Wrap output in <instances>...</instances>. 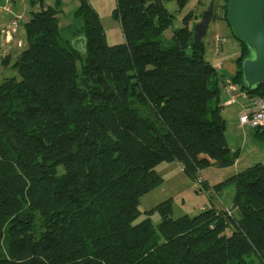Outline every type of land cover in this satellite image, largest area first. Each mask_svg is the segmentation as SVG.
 Returning <instances> with one entry per match:
<instances>
[{"label": "trees", "instance_id": "obj_1", "mask_svg": "<svg viewBox=\"0 0 264 264\" xmlns=\"http://www.w3.org/2000/svg\"><path fill=\"white\" fill-rule=\"evenodd\" d=\"M163 1L115 0L124 41L110 45L99 14L80 0L83 50L63 40L58 2L31 13L17 74L0 81V264H264V162L214 185H234L238 218L213 205L173 217L168 197L136 221L140 198L163 182L157 164L178 161L196 181L211 161L237 158L215 103L216 67L193 40L194 15L165 45L174 16ZM239 43L231 78L264 97V83L243 84L248 49Z\"/></svg>", "mask_w": 264, "mask_h": 264}, {"label": "crops", "instance_id": "obj_2", "mask_svg": "<svg viewBox=\"0 0 264 264\" xmlns=\"http://www.w3.org/2000/svg\"><path fill=\"white\" fill-rule=\"evenodd\" d=\"M57 2L59 4L57 6V10L61 32L62 29L70 28L72 40L76 39L77 37L78 39L83 38L82 35L75 36V25L70 23L69 20V16L72 15L74 20H77L78 24L81 26L82 20L74 16V11L79 6L80 0H12L13 13L21 15V18L19 20V26L16 32L6 35V33L2 32L1 30L8 26L12 14L0 10V52L3 53V57L0 60V81L6 76L17 74L16 70L12 67V64L17 59L21 50L26 46L25 24L29 20L31 13L39 10L41 6H54ZM89 2L99 14L101 22V15H109V12H111L115 6V0H89ZM198 2L201 8L204 9L203 2L201 0ZM4 3L5 0H0V4ZM221 6L222 3L220 2L219 7L214 9L216 17L213 18V20L209 23L203 41L206 60H208L212 65L219 64V67L216 68V76L214 77V80H217V83L220 87V93L215 103H217L219 106L220 114L226 123L225 137L227 143L233 151H237V158L234 164L227 167H219L216 163L211 161L212 163L207 167H217V170H219L218 172L220 174L217 177L215 176L214 180H210L205 174L204 170L206 167L201 169L198 173V176L203 179L202 181L204 182V185L202 184L201 189H199L200 191H198L199 193H196L198 198H190L189 205L183 199L182 209L180 210L183 211V213L192 215L198 213L204 208H208L209 206L213 205L218 210H229L232 215L238 218V210L233 207L232 204L234 185L229 184L222 188L216 189L214 188V185L223 181L233 173L246 168L247 166H250L256 162H264V141L261 140L256 134L255 127H252L249 124H241L239 122V114L242 107L250 106L252 104L253 98L256 95L248 94L244 89H242L246 92V94H239L237 101L234 103H226L229 94L222 89V84L224 79L233 76L237 71L236 61L241 53V45L239 41H237L232 35L226 21L221 18ZM197 15L198 14L195 13L192 20L190 21L191 27L197 22ZM215 35L221 36L224 41L220 44H216L214 42ZM168 164H177L176 167H178L179 170L183 172L182 166L178 161L168 162ZM224 171L227 172L224 173ZM164 179L165 178L163 177V182ZM188 179L190 178L188 177ZM190 180L195 183V187L197 188V180ZM231 194L232 199H230ZM201 196L202 199L200 198ZM228 196L230 198H228ZM170 197H172L174 200L173 196ZM192 202H195V204L193 203L192 205Z\"/></svg>", "mask_w": 264, "mask_h": 264}, {"label": "rangeland", "instance_id": "obj_3", "mask_svg": "<svg viewBox=\"0 0 264 264\" xmlns=\"http://www.w3.org/2000/svg\"><path fill=\"white\" fill-rule=\"evenodd\" d=\"M198 1L199 0H188L183 8H179L175 0H164L163 1L164 6L168 10V12L174 16L171 26L164 31L161 37L163 44L168 45L170 43V38L172 36V29L182 26V18L188 12L191 11L193 15L197 13L198 14L197 21H199L200 14L208 6L211 0H201L204 4V9L201 8ZM220 2L223 5L226 3V0H215L214 2L215 9L219 7ZM221 13H223V9ZM101 16H102V25L107 35L106 37L107 43L110 45H113V44L123 42L124 41L123 33L121 31L119 22L113 17L112 11L109 12V15L103 14ZM69 20H70V23H73L75 25V30H76L75 36L82 35V33L79 30L81 26L78 24L77 20H74L72 15L69 16ZM61 33H62L63 40H65V42L69 41L74 46H76L79 50H83L84 42H85L83 38L78 39L77 37L76 39L72 40L70 28L62 29ZM78 70L80 71V63H78ZM133 106L137 107L141 114H143L144 116H149L152 119L150 110L147 107V105L134 103ZM176 165L177 164L171 165V164H168V162H161L157 164V166H155V169L157 170V172L165 178L164 182H162L158 187L144 194L140 198L139 209L141 211V214L136 219V221L141 220L145 216L144 214L145 210H148L154 207L157 203H159L160 201L170 196H173L174 198L173 217H178L184 214L183 211L180 210L182 209L183 199L189 205L190 198H194V199L198 198L197 197L198 195L196 194V193H199L198 191H200L198 186L196 188L195 183L192 182L190 179H188V177H186V175L183 174V172H181L179 168L176 167ZM218 171L219 170H217V167L215 166L206 167V169L204 170L205 174L208 176L210 180H214L215 176L217 177L218 175H220ZM226 172L227 171H224V173ZM230 197L228 196V198L232 199V194L230 195ZM200 198L202 199V196ZM193 203L195 204V202H192L191 204L193 205ZM226 211L229 212V210L227 209ZM151 219L153 223L156 225L160 221V216L157 212H155L151 215ZM41 231H42V220L40 218V215L37 214L35 218V226L33 230L34 236L36 238L39 237Z\"/></svg>", "mask_w": 264, "mask_h": 264}, {"label": "water", "instance_id": "obj_4", "mask_svg": "<svg viewBox=\"0 0 264 264\" xmlns=\"http://www.w3.org/2000/svg\"><path fill=\"white\" fill-rule=\"evenodd\" d=\"M211 0L193 25V40L200 43L214 18ZM234 38L246 45L248 54L242 60V80L249 90L264 83V0H228L225 14Z\"/></svg>", "mask_w": 264, "mask_h": 264}, {"label": "built area", "instance_id": "obj_5", "mask_svg": "<svg viewBox=\"0 0 264 264\" xmlns=\"http://www.w3.org/2000/svg\"><path fill=\"white\" fill-rule=\"evenodd\" d=\"M0 10L12 14L8 26L3 28L1 31L5 32L6 35L16 32L19 26L21 15L13 13L12 0H5L4 4H0ZM223 41L224 39L221 36L215 35L214 42L216 44H220ZM2 57L3 53L0 52V60L2 59ZM214 66L217 68L219 67V64H215ZM222 89L229 94L228 99L226 100V103L229 104L236 102L239 94H246V92L242 90L240 84L233 81L231 77H227L226 79H224ZM239 122L241 124H249L255 128H264V97L255 96L250 106L242 107L239 114ZM197 179V186L199 189H201L203 179H201V177H198Z\"/></svg>", "mask_w": 264, "mask_h": 264}]
</instances>
